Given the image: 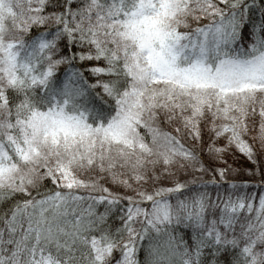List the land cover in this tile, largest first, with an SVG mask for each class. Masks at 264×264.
<instances>
[{
    "label": "snow or ice",
    "instance_id": "snow-or-ice-1",
    "mask_svg": "<svg viewBox=\"0 0 264 264\" xmlns=\"http://www.w3.org/2000/svg\"><path fill=\"white\" fill-rule=\"evenodd\" d=\"M257 105L264 0H0V264H264V183L187 144L259 166Z\"/></svg>",
    "mask_w": 264,
    "mask_h": 264
},
{
    "label": "trees",
    "instance_id": "trees-1",
    "mask_svg": "<svg viewBox=\"0 0 264 264\" xmlns=\"http://www.w3.org/2000/svg\"><path fill=\"white\" fill-rule=\"evenodd\" d=\"M47 38H50V37H47ZM72 47L74 48V46H72ZM69 55H71V50H69ZM76 65L78 67H80L85 72L87 78H89L90 80L94 79V77H92L90 73H87L88 64H86L83 61L77 60L76 61ZM66 67H67V65H61L57 69L56 75L60 79L61 83H62L63 77L65 75L64 69ZM251 122H252V120H250L249 123H251ZM218 123H219V121H218ZM161 127H162L163 130L175 133V126L173 124H169V123L164 122L162 117H161ZM249 128H250V131L254 133V129L251 126H249ZM250 135H249V130H248L246 132V134H244L243 139H245L247 142H249L251 144V146L256 150V152L258 154L262 153L261 149H259V147H258L257 143L254 141V139L253 138L251 139V137H253V136H250ZM213 143L216 146L215 141ZM187 144H188L189 147L195 148L196 151H201L203 153L204 157H205V162L206 163H209V164H211L213 166H220V167H225V168L229 169L228 165L226 163H223L222 161H220V159L218 158L217 154L209 155L207 153V151H205V149L207 147V144L201 145L199 143H194L192 140H188ZM247 159H248V166L249 167H252L253 169L258 170V171H262L261 169L263 168L262 166L264 165V160H262L260 165L258 166L252 160H249L248 157H247ZM230 169L228 170L229 172H230ZM233 177H235V176H233ZM229 179H232V178H229ZM235 179H236L237 183H247V184H249L251 186V190L253 192H257L260 189L261 183H264V180H252V179H247V178H242V177L235 178ZM141 183H143V182H141ZM121 190H123V189H121ZM85 191L86 190H83V189H77L78 194H83ZM116 215L119 216V209H116ZM116 222L117 221L115 219H113L111 221V223H113V224L116 223ZM178 231L180 232L181 235L184 236V238L186 240H190V238H191V230L190 229H186L183 226H180ZM138 255L140 257H143V252L142 251L139 252ZM220 259H221V262H223L224 256H221Z\"/></svg>",
    "mask_w": 264,
    "mask_h": 264
},
{
    "label": "rangeland",
    "instance_id": "rangeland-1",
    "mask_svg": "<svg viewBox=\"0 0 264 264\" xmlns=\"http://www.w3.org/2000/svg\"><path fill=\"white\" fill-rule=\"evenodd\" d=\"M258 111H259V105H257V115L255 117L249 118V120H252V121L254 120V123L251 122L248 124L254 129L255 134L250 131L249 126H248V130H249V135L251 134L250 136H253L251 137V139L253 138L254 141L257 143L259 149H261V152H264V147H262V144H264V141H261L258 137L259 124H260ZM215 143H216V147H223L227 143L226 137L218 138L215 141ZM217 156L220 159V161L228 165L229 169L231 168L230 172L229 171L227 172L228 178L242 177V178H247V179H252V180H262V177H264V171H263L264 165L262 166L263 167L261 169L262 171H258V170L253 169L252 167H249L247 156L239 152V150L236 148L234 144L228 145L226 150L223 153L217 154ZM49 186H52V185L50 184L46 185V187H49Z\"/></svg>",
    "mask_w": 264,
    "mask_h": 264
}]
</instances>
